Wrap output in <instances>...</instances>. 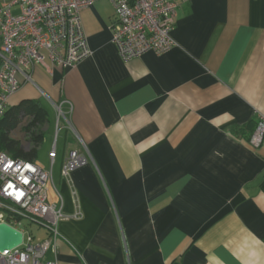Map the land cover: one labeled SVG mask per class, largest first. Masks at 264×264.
<instances>
[{
  "label": "crops",
  "instance_id": "1",
  "mask_svg": "<svg viewBox=\"0 0 264 264\" xmlns=\"http://www.w3.org/2000/svg\"><path fill=\"white\" fill-rule=\"evenodd\" d=\"M171 1L170 52L123 62L101 0L82 12L91 57L70 70L46 60L10 100L46 110L56 157L35 162L52 173L51 201L82 214L55 243L43 227L51 262L264 264V141L250 144L264 120V0ZM33 119L12 136L25 143ZM76 148L88 161L67 182Z\"/></svg>",
  "mask_w": 264,
  "mask_h": 264
},
{
  "label": "built area",
  "instance_id": "2",
  "mask_svg": "<svg viewBox=\"0 0 264 264\" xmlns=\"http://www.w3.org/2000/svg\"><path fill=\"white\" fill-rule=\"evenodd\" d=\"M101 0H0V121L11 98L33 81V71L49 60L53 68L70 70L91 57L82 12ZM115 11L112 42L123 62L153 52L163 55L177 46L172 37L178 4L171 0H108ZM18 9V12H14ZM61 115V106H57ZM65 117V116H64ZM59 129V126H57ZM264 141V120L250 139L254 148ZM86 149V148H85ZM55 151L50 160L55 161ZM83 149L69 150L61 174L67 181L87 164ZM52 173L35 161L13 159L0 151V224L19 230L20 220L45 227L56 242L58 223L80 219L67 215L50 199ZM52 243L30 236L19 247L0 252V264H59L46 259Z\"/></svg>",
  "mask_w": 264,
  "mask_h": 264
},
{
  "label": "trees",
  "instance_id": "3",
  "mask_svg": "<svg viewBox=\"0 0 264 264\" xmlns=\"http://www.w3.org/2000/svg\"><path fill=\"white\" fill-rule=\"evenodd\" d=\"M46 114V110L38 102H24L15 108L8 109L0 122V151L13 159L36 161L45 135L44 130L40 129L38 124L44 123ZM27 116H34V119L31 123L22 126L21 130L26 138L24 143L20 139L14 138L12 134L21 126L23 119ZM27 146L30 148L29 151Z\"/></svg>",
  "mask_w": 264,
  "mask_h": 264
},
{
  "label": "rangeland",
  "instance_id": "4",
  "mask_svg": "<svg viewBox=\"0 0 264 264\" xmlns=\"http://www.w3.org/2000/svg\"><path fill=\"white\" fill-rule=\"evenodd\" d=\"M20 133V132H19ZM19 136H22L19 134ZM50 133H46V139L40 146L38 150V162L42 165H50V144H48L47 139H49ZM28 147V146H27ZM27 150L29 151L30 148L28 147ZM20 224H17L16 227L21 230L24 234V238L27 239L28 237L32 236L35 241H39L40 238L45 235L44 228L37 222L30 220V219H23L19 221Z\"/></svg>",
  "mask_w": 264,
  "mask_h": 264
},
{
  "label": "water",
  "instance_id": "5",
  "mask_svg": "<svg viewBox=\"0 0 264 264\" xmlns=\"http://www.w3.org/2000/svg\"><path fill=\"white\" fill-rule=\"evenodd\" d=\"M1 44V40H0ZM23 243V233L9 226L8 224H0V252L11 250L19 247Z\"/></svg>",
  "mask_w": 264,
  "mask_h": 264
}]
</instances>
